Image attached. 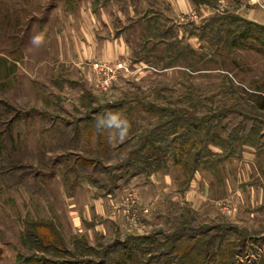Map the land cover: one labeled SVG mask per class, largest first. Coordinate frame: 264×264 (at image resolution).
Returning a JSON list of instances; mask_svg holds the SVG:
<instances>
[{
    "label": "rangeland",
    "instance_id": "374dc122",
    "mask_svg": "<svg viewBox=\"0 0 264 264\" xmlns=\"http://www.w3.org/2000/svg\"><path fill=\"white\" fill-rule=\"evenodd\" d=\"M165 110L210 128L192 127L184 145ZM108 112L132 125V139L107 140L123 160L110 161L115 183L65 178V162L80 171L85 160L104 176L99 135L87 138L85 125ZM0 115L23 154L17 170L0 159V264H112L148 245L140 239L197 227L233 233L208 249L218 260L232 242L236 264H250L252 249V264H264L263 0H0ZM158 128L171 155H188L169 152L160 169L121 177L140 136ZM75 130L78 149L61 150L55 132L71 140ZM3 144L18 161L7 134ZM186 158L197 162L192 175ZM37 227L48 242L54 229L74 256L31 244Z\"/></svg>",
    "mask_w": 264,
    "mask_h": 264
},
{
    "label": "trees",
    "instance_id": "16d2710c",
    "mask_svg": "<svg viewBox=\"0 0 264 264\" xmlns=\"http://www.w3.org/2000/svg\"><path fill=\"white\" fill-rule=\"evenodd\" d=\"M3 108L5 109V114H12V110L6 106L3 105ZM92 110V109H91ZM164 112L170 113V119L165 122L164 125L171 126L173 129H176L175 133L182 135L184 138L185 136H188V134L191 133V129L196 128L200 130H207L210 128V126L207 124L205 126V121H202L200 119L194 118V117H188L187 115H183L180 112H177L175 110H165ZM3 114V113H2ZM3 116V115H2ZM1 119V115H0ZM100 120L106 121L107 118L103 117ZM99 123V121L96 122L95 118L89 119L88 123H86L85 128V135L90 137L94 130L96 131L97 135H99V145L97 146L98 150L95 152V161H102L107 162L110 166L105 167L104 169V176L100 179L98 178V174L95 169L92 171H89L88 164L93 163L92 161L85 160L84 164L87 166H82L80 171H78L77 168L74 166L69 165L67 162H65V169L68 170L65 173V178H67L68 175L74 174L78 178H89L93 182V184L101 185L102 187H107L106 185L111 186L115 183V179L117 176H114L112 172L116 169V165L111 164L110 161L112 158H117L119 161L123 160L121 159V151H116L114 148H112L109 143H107L108 134L111 132V129L107 128L105 124L99 123V127L96 125ZM8 122H4L0 124V159L2 160L4 169L7 168L9 171L17 170L20 167H22L23 159L21 156H23L22 152L15 151L14 147V139L11 136L10 129H7ZM4 128L6 130H4ZM84 129V128H83ZM56 134H59V141H60V148L63 151H72L78 149V144L80 143V137L81 133H77L75 130L73 132L74 136H76L74 139V136L70 139V135H66V132H55ZM8 135V139L10 141L11 150H13V153H16V155H19L18 161L14 160L12 156L4 157L5 152L8 151L9 147L7 144H3V135ZM106 135V136H105ZM174 135V133H173ZM148 138H143L140 136L138 139V143L140 144L139 149L135 151H130L127 154V159L124 164L120 165L119 168L122 172L121 177H129L134 174L139 173H150L152 170L160 169L164 163L168 160L169 156L168 153L170 152V149L165 146V143L168 141L167 136L160 133V129H154L150 132H148ZM132 139L131 137H128ZM127 138V139H128ZM138 138V136H137ZM208 138V133H207ZM126 139V140H127ZM189 138H185V140L182 142L184 145L188 143ZM208 141V140H206ZM131 141L126 142L130 144ZM147 143V144H145ZM152 145V149L150 148L148 150H145L147 145ZM158 145L157 147L155 145ZM71 145V147L69 146ZM206 151V149H204ZM180 153L174 154L171 152L169 155H171L176 161L179 157L187 156L188 154L183 152L182 150L179 151ZM15 155V157H17ZM180 155V156H179ZM44 158V156H42ZM11 158V159H10ZM186 162L181 161V165L185 167V169L190 170V175L194 172L193 170L198 167L197 162L195 158H186ZM46 162H41L39 165L42 168L49 167L47 166ZM94 164V163H93ZM71 166V167H70ZM131 171V172H130ZM67 180V179H66ZM24 181L22 178H12L11 183H19ZM36 186V183H33ZM224 228V227H222ZM218 231L220 234H216L213 237H210L207 232L203 230L201 227H197L194 230L190 229H183L179 230L177 232L173 233H156L153 237L144 238L140 240L148 241L147 246H138L133 245L129 252L126 254H119L117 259L113 260L112 264H157L154 261L159 260V264H236V260L238 259L239 247L237 248L234 246V243L228 242L227 247L229 248L228 252L221 253L220 260H218V253H208V249L215 246L217 242H219L220 246H224L226 241H229L231 235L230 231H221V227L218 228ZM39 228H34V231L32 234H27V238L31 242V244L35 243L38 246L45 245V247L48 250L53 251H64L65 253L69 254L71 257L74 255H71L68 250H66L65 243L61 236L56 233V231L53 229L49 230V237L50 241H43V238L41 236V233L39 235ZM160 238L162 240H160ZM255 241V240H254ZM262 242H264V238H262ZM46 250V251H48ZM252 252V253H251ZM250 252V258H248L250 264L253 263L252 259H255L258 255V252L256 250L252 249ZM135 253L138 254L135 255ZM81 256L87 257V251H84ZM252 257V259H251ZM154 260V261H153ZM218 260V261H217ZM77 261V260H76ZM263 262V261H262ZM261 262V263H262ZM39 263L37 261L31 262V264ZM45 263L48 264H54L52 261H47ZM44 263V264H45ZM259 263V264H261ZM90 264V262L88 263ZM256 264V262H254Z\"/></svg>",
    "mask_w": 264,
    "mask_h": 264
},
{
    "label": "clouds",
    "instance_id": "9594fccd",
    "mask_svg": "<svg viewBox=\"0 0 264 264\" xmlns=\"http://www.w3.org/2000/svg\"><path fill=\"white\" fill-rule=\"evenodd\" d=\"M41 42L42 36L33 37L31 40L32 44H39ZM97 120L99 123L105 124L107 128L114 130L108 134L109 142L114 139L119 140L121 143L124 142L127 139L132 127L131 122L119 113L108 112L106 121L99 120V117ZM99 123L96 125L97 127H99ZM114 132H118V135H115Z\"/></svg>",
    "mask_w": 264,
    "mask_h": 264
},
{
    "label": "built area",
    "instance_id": "2783aa9c",
    "mask_svg": "<svg viewBox=\"0 0 264 264\" xmlns=\"http://www.w3.org/2000/svg\"><path fill=\"white\" fill-rule=\"evenodd\" d=\"M263 2H264V0H263Z\"/></svg>",
    "mask_w": 264,
    "mask_h": 264
}]
</instances>
